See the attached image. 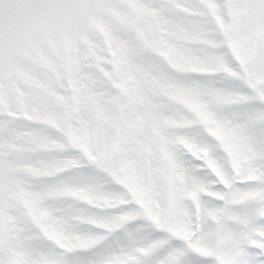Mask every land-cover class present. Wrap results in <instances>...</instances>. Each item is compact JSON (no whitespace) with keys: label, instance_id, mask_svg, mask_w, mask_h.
Returning <instances> with one entry per match:
<instances>
[{"label":"snow or ice","instance_id":"obj_1","mask_svg":"<svg viewBox=\"0 0 264 264\" xmlns=\"http://www.w3.org/2000/svg\"><path fill=\"white\" fill-rule=\"evenodd\" d=\"M0 264H264V0H0Z\"/></svg>","mask_w":264,"mask_h":264}]
</instances>
